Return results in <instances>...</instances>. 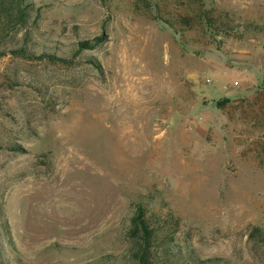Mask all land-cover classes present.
I'll return each instance as SVG.
<instances>
[{
  "label": "rangeland",
  "instance_id": "374dc122",
  "mask_svg": "<svg viewBox=\"0 0 264 264\" xmlns=\"http://www.w3.org/2000/svg\"><path fill=\"white\" fill-rule=\"evenodd\" d=\"M203 1L264 21V0ZM35 2L38 54L66 61L0 58V264L123 260L141 197L200 256L264 264V36L181 35L136 0Z\"/></svg>",
  "mask_w": 264,
  "mask_h": 264
},
{
  "label": "trees",
  "instance_id": "16d2710c",
  "mask_svg": "<svg viewBox=\"0 0 264 264\" xmlns=\"http://www.w3.org/2000/svg\"><path fill=\"white\" fill-rule=\"evenodd\" d=\"M145 6L146 15L153 16L176 32L199 31L204 34H225L243 39L248 33L264 36V21L235 24L230 18L214 14L203 0H136ZM164 7H172V12ZM155 9V14H152ZM40 7L35 0H0V58L12 55L21 59H49L66 61L57 50L38 54ZM228 16V15H227ZM106 40L104 34L76 42L75 53L96 49ZM264 93V80L259 87ZM222 105V104H220ZM11 150L22 151L19 144ZM125 236L128 243L123 260L104 255L88 264H228L221 257H202L183 233L180 216L172 209L154 206V197L133 204ZM1 235V234H0ZM250 237L264 245V228L253 226ZM1 240V239H0ZM1 243V242H0ZM2 249L0 244V259Z\"/></svg>",
  "mask_w": 264,
  "mask_h": 264
}]
</instances>
